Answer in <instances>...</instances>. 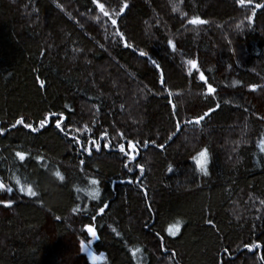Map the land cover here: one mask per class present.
Wrapping results in <instances>:
<instances>
[{"label": "trees", "instance_id": "obj_1", "mask_svg": "<svg viewBox=\"0 0 264 264\" xmlns=\"http://www.w3.org/2000/svg\"><path fill=\"white\" fill-rule=\"evenodd\" d=\"M98 1L0 0V264H264V0Z\"/></svg>", "mask_w": 264, "mask_h": 264}, {"label": "snow or ice", "instance_id": "obj_2", "mask_svg": "<svg viewBox=\"0 0 264 264\" xmlns=\"http://www.w3.org/2000/svg\"><path fill=\"white\" fill-rule=\"evenodd\" d=\"M92 2H93L94 4H97V7L99 8L100 12H102L104 16L109 17V19H111V22H112L114 25L117 23V21H116L115 19H112V17L110 16L109 12L105 9V5H104V4H102V3H98L97 0H92ZM237 2H238L240 5H244V4H245V0H237ZM126 7H127V4L125 3V4L120 8L119 12L116 13V15H119L120 13H122ZM256 7H260V5H257ZM176 10H177V7H176L175 5H173V11H176ZM182 15H183V13H182ZM97 19H98V17H97ZM248 19L251 20L252 17H248ZM189 23H191V24H203V23H206V21L201 20L199 17H193V18L189 21ZM117 34L120 35L121 38L123 39V34L120 33L119 30H117ZM168 43H169L170 46L175 47V45L173 44V41H172V40H169ZM127 46H128V47H132L131 44H128ZM139 54H140L141 56H146V55H147V53H145V52H143V51H141ZM152 63H155V61H152ZM186 63H187L188 65H190V67H189V69H188L189 73H191L194 69H197V61H196V60L190 59V60H187ZM157 67H159V66L157 65ZM199 79H200L201 81H205V83H207L206 78H205V76H204L203 73H200V75H199ZM40 83L43 85L44 82L41 81ZM161 83H163V80H161ZM234 83H239V81H236V82H234ZM251 87H252V88H255L256 86H255V85H252ZM214 91H215V89L213 88V86H212L211 84H208V85H207V92H208V93H213ZM170 103H171V101H170ZM217 107H219V105H217ZM211 111H213V109L209 108V109H208V112H211ZM208 112H205V113H204V116H207ZM204 116L194 117V118H193V121H189V122H190V123L194 122V123H196V124H199L200 121L204 118ZM62 117H63V113H60V114H58V115L56 116V126H57L58 128L60 127V118H62ZM46 120H47V118H45V119H41V120L39 121L41 127H43V126L45 125ZM16 124H23V126H24L25 128L32 129L33 131L36 130L35 128H33L32 124H30V123H25L23 118L18 119V120L16 121ZM12 127H15V125H12ZM176 127H177V130H179V124H177ZM2 131H3V129H0V132H2ZM77 131H81V129H77ZM121 135H123V134L121 133ZM169 139H171V137H169ZM77 142H79V141H77ZM153 143H155V142L153 141ZM261 144L264 145V140L261 141ZM104 146L107 147L108 145H104ZM128 146H129V148H132V147H133V142H132V141H128ZM158 146H159L160 148H163V147H164V145H162V144H161V145H158ZM96 147L99 148V145H97ZM119 150H120V152H122V153L125 152V148H124V145H123V144L119 145ZM262 150H264V148H262ZM85 151H89V153H90V149H85ZM16 155H17L20 159H24V154H23V153H21V152H17ZM127 155H128V159H129V160H131V159L134 158V157L132 156L131 153H128ZM206 156H207V150L204 149V150H201L200 152H198V153H197V156H194V157H193V159L197 161V165L200 166V170L203 171L205 175L207 174V169H206L205 167L202 166L203 161H202L201 159H199V158H206ZM81 163H83V161H81ZM138 167H140V168L142 169L143 166L138 165ZM169 170H171V166H169ZM129 171H131V169H129ZM54 175L57 176V177H59L61 180H63V176L61 175V173H60L58 170L54 173ZM19 183H20L19 180H17V184H19ZM91 183H92L93 185H97V184H98V181L95 180V179H93V180H91ZM0 189H4V190H6L7 192H11V191H12V188H11V187H7V188H6V186H5L2 182H0ZM20 191H21V192H25V191H26L27 194H28L29 196H36V192L33 191V189H32L31 186H28L27 188H25L24 186H21V187H20ZM88 195H89L92 199H97V198L99 197V195H100V189H99V187H96V188H94V189H91V190L88 192ZM261 203L264 204V201H261ZM0 204H4L5 206H10V205L12 204V201H11V200H7V201L0 200ZM105 207H107V205H105ZM73 211L75 212V211H77V209H76V208H73ZM99 211H100V212H103V211H104V208H100ZM207 222H208L209 224L212 223L211 220H209V221H207ZM180 224H181V221L177 220V221L175 222L174 225H170L169 228L167 229L169 235H171V236H175V235L177 234V232L179 231ZM85 227L87 228V230H88V232H89V234H90L91 236H93V237L96 236V232H95L91 227H89V226H87V225H86ZM173 228H174L175 230H173ZM113 231H115V229H113ZM117 235H119V233H117ZM88 243L91 244V241L89 240ZM258 246H259V245L256 244L255 242H254L252 245H249V244H246V245H245V247H247V248L258 247ZM80 251H81V252H89V257H90L91 259H93V260H95V259L97 258V257L95 256V254L91 253V252L89 251V249H87V248L85 247V243H84L83 240L80 241ZM139 251H140V249H139V248H136V249L133 250V254L135 255V253H136V252H139ZM100 255H101V257L103 256L102 253H101Z\"/></svg>", "mask_w": 264, "mask_h": 264}, {"label": "water", "instance_id": "obj_3", "mask_svg": "<svg viewBox=\"0 0 264 264\" xmlns=\"http://www.w3.org/2000/svg\"><path fill=\"white\" fill-rule=\"evenodd\" d=\"M97 2L100 3L98 0H97ZM92 3H93V2H92ZM93 5H95L96 8H97V10L99 11V8L97 7V4H94V3H93ZM262 6H264V4H261V5H260V7H262ZM136 53L139 54L140 52H139V51H136ZM153 64L157 67V65H156L155 63H153ZM170 101H171V100H170ZM171 105H172V107H174V104L172 103V101H171ZM202 116H204V115H202ZM205 117H206V116H204V118H203L201 121H203V120L205 119ZM190 121H193V120H190ZM187 123H190V122L187 121ZM133 146H134V144H133ZM136 150H138V149H136ZM0 182H2V181L0 180ZM2 183H3V182H2Z\"/></svg>", "mask_w": 264, "mask_h": 264}, {"label": "rangeland", "instance_id": "obj_4", "mask_svg": "<svg viewBox=\"0 0 264 264\" xmlns=\"http://www.w3.org/2000/svg\"><path fill=\"white\" fill-rule=\"evenodd\" d=\"M134 147V146H133ZM136 149V148H135ZM135 149H134V151H135ZM136 151H138V150H136ZM138 155H136L135 157H137Z\"/></svg>", "mask_w": 264, "mask_h": 264}, {"label": "bare ground", "instance_id": "obj_5", "mask_svg": "<svg viewBox=\"0 0 264 264\" xmlns=\"http://www.w3.org/2000/svg\"><path fill=\"white\" fill-rule=\"evenodd\" d=\"M92 1V0H91ZM95 6V5H94ZM96 7V6H95ZM97 9V8H96ZM172 108H174V107H172ZM201 122V121H200Z\"/></svg>", "mask_w": 264, "mask_h": 264}, {"label": "flooded vegetation", "instance_id": "obj_6", "mask_svg": "<svg viewBox=\"0 0 264 264\" xmlns=\"http://www.w3.org/2000/svg\"><path fill=\"white\" fill-rule=\"evenodd\" d=\"M135 151H136V149H135Z\"/></svg>", "mask_w": 264, "mask_h": 264}]
</instances>
